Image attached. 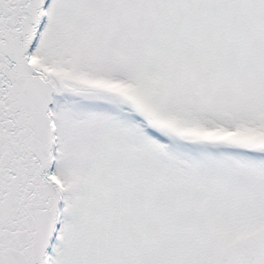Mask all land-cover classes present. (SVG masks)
<instances>
[{"label":"snow or ice","instance_id":"snow-or-ice-1","mask_svg":"<svg viewBox=\"0 0 264 264\" xmlns=\"http://www.w3.org/2000/svg\"><path fill=\"white\" fill-rule=\"evenodd\" d=\"M0 264H264V0H0Z\"/></svg>","mask_w":264,"mask_h":264}]
</instances>
